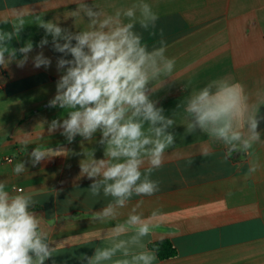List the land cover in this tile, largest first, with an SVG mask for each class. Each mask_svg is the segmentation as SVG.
<instances>
[{
  "label": "crops",
  "instance_id": "crops-1",
  "mask_svg": "<svg viewBox=\"0 0 264 264\" xmlns=\"http://www.w3.org/2000/svg\"><path fill=\"white\" fill-rule=\"evenodd\" d=\"M86 2L106 14L143 2L158 16L155 29L144 30L137 11L136 31L151 49L159 46L163 30L166 54L176 61L163 88L152 97L175 120L170 131L176 139L165 150L162 167L152 173L151 178L159 181V192L133 196L116 220L95 221L92 213L112 198L91 195L92 181L81 176L80 161L91 159L93 151L95 158H104L100 133L91 141L77 136L69 143L59 130L48 131L52 120L62 121L69 111L47 106L56 92L60 54L49 44L43 49L52 59L48 69L34 68L31 59L22 68L15 62L0 68V180L11 192L21 189L32 194V210L50 231L55 249L46 264H84L83 255L90 257L97 247L110 246L103 234L123 223L137 205L144 217L157 209L162 214L153 220L157 227L144 238L147 247L168 239L178 250L176 257H157L155 264H264V142L254 144L251 156L240 153L238 161L224 162L222 143L199 131L185 132L183 111L188 96L220 78L241 83L249 93L264 90V0ZM77 6V0H0V29L12 31L21 16L24 29L9 47L19 49L31 41L30 56L35 55L40 51L36 45L45 36L38 27L41 20L54 19L72 31L87 29L83 15H70ZM260 113L264 115V106ZM259 130L264 141V122ZM36 147L49 157L33 167L29 154ZM205 149L211 154L202 155ZM22 161L27 170L17 175L13 169ZM251 162L260 167L249 174Z\"/></svg>",
  "mask_w": 264,
  "mask_h": 264
},
{
  "label": "clouds",
  "instance_id": "clouds-1",
  "mask_svg": "<svg viewBox=\"0 0 264 264\" xmlns=\"http://www.w3.org/2000/svg\"><path fill=\"white\" fill-rule=\"evenodd\" d=\"M77 3L70 15H83L88 21L87 29L72 31L54 19L41 20L38 27L45 36L36 45L40 51L35 55L30 56L34 51L31 41L19 49L9 47L24 29L21 16H17L19 22L13 24L12 31L0 29V68L13 62L22 68L31 59L34 68L48 69L52 59L43 49L49 44L52 51L60 54L56 57V92L47 106L69 111L62 121L52 120L48 131L59 130L69 143L77 136L91 141L100 133L104 158H95L93 151L91 159L80 161V174L92 181V196L102 193L112 198L92 213L93 220L104 223L116 220L121 214L119 210L133 196L150 197L160 190L159 181L151 177L162 167L165 150L175 144L176 136L170 129L176 122L165 115L164 108L158 107V101L152 97L163 88L176 61L166 54L163 30L159 46L151 49L136 31L137 11L141 29L156 27L158 16L149 4L141 2L106 14L86 0ZM18 54L22 59L17 60ZM261 106L264 90L257 89L253 94L228 78L213 80L184 102L185 132L190 135L199 131L222 143L226 149L224 162L233 153L251 156L254 144L264 142L259 130L264 122ZM210 154L207 149L202 153ZM48 157L40 147L29 154L33 167ZM259 167L258 162H251L249 174ZM26 170L22 161L13 172L19 175ZM34 206L31 193L11 192L6 182L0 180V264H46L53 258L51 233L42 227L40 216L32 210ZM137 207L132 208L123 223L103 234L110 246L97 247L90 257L82 256L84 264H155L157 251L143 241L157 227L153 220L162 214L157 209L144 217ZM118 254L120 258L114 259Z\"/></svg>",
  "mask_w": 264,
  "mask_h": 264
},
{
  "label": "trees",
  "instance_id": "trees-1",
  "mask_svg": "<svg viewBox=\"0 0 264 264\" xmlns=\"http://www.w3.org/2000/svg\"><path fill=\"white\" fill-rule=\"evenodd\" d=\"M242 157L240 153H233L230 157L233 161H238ZM149 249H155L157 251V257L159 260H167L170 258H174L178 255V250L174 246V244L168 240H160L156 242H151L148 245Z\"/></svg>",
  "mask_w": 264,
  "mask_h": 264
},
{
  "label": "built area",
  "instance_id": "built-area-1",
  "mask_svg": "<svg viewBox=\"0 0 264 264\" xmlns=\"http://www.w3.org/2000/svg\"><path fill=\"white\" fill-rule=\"evenodd\" d=\"M7 160H8V161H12L13 159H12V158H8ZM19 190H21V189H19Z\"/></svg>",
  "mask_w": 264,
  "mask_h": 264
}]
</instances>
